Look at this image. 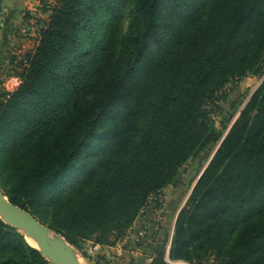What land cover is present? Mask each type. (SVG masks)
<instances>
[{
	"label": "trees",
	"instance_id": "trees-1",
	"mask_svg": "<svg viewBox=\"0 0 264 264\" xmlns=\"http://www.w3.org/2000/svg\"><path fill=\"white\" fill-rule=\"evenodd\" d=\"M0 95V187L81 250L114 244L264 73V0H55ZM147 264H264V81ZM0 264H52L0 217Z\"/></svg>",
	"mask_w": 264,
	"mask_h": 264
},
{
	"label": "rangeland",
	"instance_id": "rangeland-1",
	"mask_svg": "<svg viewBox=\"0 0 264 264\" xmlns=\"http://www.w3.org/2000/svg\"><path fill=\"white\" fill-rule=\"evenodd\" d=\"M55 0H0V95L20 85L19 72L24 54L36 43L37 20L47 18L43 10ZM264 81L262 75H248L230 82L221 109L214 113L215 126L228 132L254 92ZM220 143V142H219ZM218 144L209 146L180 169V181L153 195L126 235L114 244L86 240L74 247L83 264H147L156 252L166 259L173 239L177 214L208 166Z\"/></svg>",
	"mask_w": 264,
	"mask_h": 264
},
{
	"label": "water",
	"instance_id": "water-1",
	"mask_svg": "<svg viewBox=\"0 0 264 264\" xmlns=\"http://www.w3.org/2000/svg\"><path fill=\"white\" fill-rule=\"evenodd\" d=\"M225 136L226 135H224V137ZM223 139L220 141L219 146ZM203 172L199 178L202 176ZM0 217L6 224L22 233L27 242L34 248L38 249L49 261L52 262V264H83L78 258V255L74 250V246L68 242L64 236L53 230L49 225L42 222L31 211L12 202L1 187ZM27 238L35 242L37 246L31 244ZM170 244H172V240ZM168 258L170 260V249L168 252ZM173 263L185 264L186 262L174 261Z\"/></svg>",
	"mask_w": 264,
	"mask_h": 264
},
{
	"label": "bare ground",
	"instance_id": "bare-ground-1",
	"mask_svg": "<svg viewBox=\"0 0 264 264\" xmlns=\"http://www.w3.org/2000/svg\"><path fill=\"white\" fill-rule=\"evenodd\" d=\"M28 240H29V242L31 243V244H33V245H35V246H37L36 245V243L35 242H33L31 239H29V238H27ZM78 258L80 259V257L78 256ZM81 260V259H80ZM82 261V260H81Z\"/></svg>",
	"mask_w": 264,
	"mask_h": 264
}]
</instances>
